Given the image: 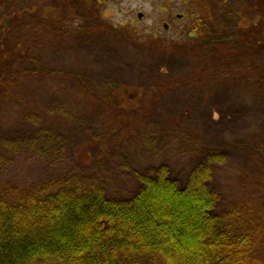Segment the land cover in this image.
I'll return each instance as SVG.
<instances>
[{
  "label": "rangeland",
  "instance_id": "1",
  "mask_svg": "<svg viewBox=\"0 0 264 264\" xmlns=\"http://www.w3.org/2000/svg\"><path fill=\"white\" fill-rule=\"evenodd\" d=\"M69 1L80 8L74 21L84 37L37 47L44 73L9 91L0 109V177L23 185L74 170L99 174L110 190L127 195L140 184V172L169 165L187 177L203 167L207 184L220 193L219 209L256 197L247 177L262 171L253 144L264 145V89L207 77L226 56L191 30L228 18L234 24L228 12L235 4L247 15L243 24L250 17L261 22L264 0ZM57 3L49 1L54 9ZM254 58L250 69L260 71L263 47ZM121 87L126 91L119 94ZM119 101L140 111L125 141L115 130ZM168 125L193 134L163 133ZM195 137L223 146L216 161L195 153Z\"/></svg>",
  "mask_w": 264,
  "mask_h": 264
},
{
  "label": "trees",
  "instance_id": "2",
  "mask_svg": "<svg viewBox=\"0 0 264 264\" xmlns=\"http://www.w3.org/2000/svg\"><path fill=\"white\" fill-rule=\"evenodd\" d=\"M49 1L0 0V109L12 98V87L44 73L37 47L84 37L83 26L74 21L80 8L58 0L54 9ZM230 8L234 24L225 23L228 18L206 29L196 26L198 39L218 46L228 60L222 59L221 71L205 74L264 89V64L260 71L250 69L254 52L264 48V20L250 17L245 25L243 9ZM118 93L105 98L114 101ZM137 107L119 101L117 139L132 138ZM175 128L186 138L193 134L173 125L160 130L174 134ZM195 138V153L216 161L223 146ZM105 139L108 146L111 138ZM253 151L262 171L249 174L247 182L257 196L237 198L222 209L203 167L187 177L174 175L169 165L140 172V184L127 195L110 190L99 174L74 170L23 185L0 177V264H264L263 143H254Z\"/></svg>",
  "mask_w": 264,
  "mask_h": 264
},
{
  "label": "flooded vegetation",
  "instance_id": "3",
  "mask_svg": "<svg viewBox=\"0 0 264 264\" xmlns=\"http://www.w3.org/2000/svg\"><path fill=\"white\" fill-rule=\"evenodd\" d=\"M179 16H180V18H182L183 15L180 14ZM207 24H208V23H207ZM207 24L205 25L206 27L208 26ZM164 26H165L166 29H168V30L170 29V25H169L168 23H165ZM205 26H204V27H205ZM197 27H199L200 29H203V27H201V26H197ZM206 27H205V28H206ZM197 30H198V29H196V26H195V27L192 28L191 31L196 33Z\"/></svg>",
  "mask_w": 264,
  "mask_h": 264
},
{
  "label": "water",
  "instance_id": "4",
  "mask_svg": "<svg viewBox=\"0 0 264 264\" xmlns=\"http://www.w3.org/2000/svg\"><path fill=\"white\" fill-rule=\"evenodd\" d=\"M141 15V14H140Z\"/></svg>",
  "mask_w": 264,
  "mask_h": 264
}]
</instances>
